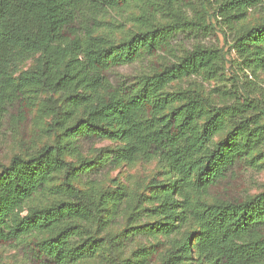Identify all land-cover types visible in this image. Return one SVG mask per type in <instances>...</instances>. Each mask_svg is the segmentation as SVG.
<instances>
[{
  "label": "trees",
  "instance_id": "1",
  "mask_svg": "<svg viewBox=\"0 0 264 264\" xmlns=\"http://www.w3.org/2000/svg\"><path fill=\"white\" fill-rule=\"evenodd\" d=\"M143 1L0 0V123L7 115L26 120L36 101L31 91H43L63 132L55 144L14 155L0 170V243L35 236L27 248L37 264H78L105 250L110 264H151L153 247L121 258L128 228L99 235L125 189L83 190L76 180L104 164L157 159L165 178L153 179L147 197L157 220L136 229L169 241L161 264H264V191L234 197L220 188L242 166L264 167V86L248 80L246 96L233 103L198 86L172 88L224 73L223 50L200 34L213 27V17L233 27L251 9L264 13V0L148 2L138 31L121 41L100 33L109 11ZM182 33L195 39L178 51L174 41ZM234 40L240 70L264 72V17L237 29ZM31 58L34 65L19 70ZM136 62H147L137 75L115 73ZM83 139L121 144L103 161L82 156ZM56 175L61 182L50 188ZM38 194L52 202L30 205Z\"/></svg>",
  "mask_w": 264,
  "mask_h": 264
},
{
  "label": "rangeland",
  "instance_id": "2",
  "mask_svg": "<svg viewBox=\"0 0 264 264\" xmlns=\"http://www.w3.org/2000/svg\"><path fill=\"white\" fill-rule=\"evenodd\" d=\"M158 0H144L131 5L130 9L124 11L111 10L103 17V25L100 33L108 36L114 41H121L138 31L140 27L138 17L144 11V5L148 2L156 3ZM159 15L158 19L165 22ZM264 17L261 9H251L248 11L247 18L234 24L233 27L227 26L222 17L212 18L213 27L205 33H201L199 40L212 46H217L225 54V71L216 78H208L205 75L192 76L180 83L172 84V88L179 86L192 87L198 86L204 93L212 95L217 100L224 99L227 103L235 102V97L243 99L247 93L243 86L248 80H255L256 83L264 86V72L260 71L253 75L249 70H240L241 58L237 54L234 46L236 30L241 26H254ZM195 37L189 33H182L174 41V47L179 51L183 48H190ZM35 58L22 62L19 70L32 67ZM147 62H136L128 66L118 68L115 73L122 75H137ZM247 74V75H246ZM245 84V85H244ZM239 92V93H238ZM30 96L35 98V105L31 114L24 121L17 122L11 115H7L0 123V170L9 164L14 155L24 157L33 155L45 144H55L63 133L59 126H54L55 118L53 107L48 93L43 91L33 92ZM54 99L58 95H52ZM55 105L61 108L63 100L59 99ZM17 110V106L11 112ZM120 141L109 139L81 140L78 142L80 152L85 158H100L105 160L109 150L120 145ZM76 157L67 156L68 160L75 161ZM97 160V159H96ZM160 172V164L157 159L145 162L138 160L135 162L122 163L119 166L101 165L94 171L82 175L76 184L83 190H93L94 192H104L113 190L117 186H122L126 191L124 198L117 209L108 208L106 219L108 224L99 230V235H114L124 229H129V237L124 241L125 246L120 252L121 258H130L134 251L139 248L157 249L155 261L151 264H161L162 256L170 247L169 241L161 234L150 235L140 233L136 227L157 220L150 216L149 209L153 206L147 202V197L155 190L153 179L165 178ZM61 182V175L54 176L49 184L52 188ZM224 194L234 197H245L255 195L264 191V167L261 169L242 166L236 169L234 176L227 178L220 187ZM52 197L38 194L30 205H47L52 202ZM26 213V211L24 212ZM35 236L22 239V241L1 244L0 243V264H37L30 256L27 244ZM108 251H103L94 258H89L78 264H110L108 261Z\"/></svg>",
  "mask_w": 264,
  "mask_h": 264
}]
</instances>
